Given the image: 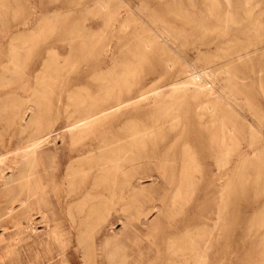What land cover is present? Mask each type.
<instances>
[{"label": "rangeland", "instance_id": "rangeland-1", "mask_svg": "<svg viewBox=\"0 0 264 264\" xmlns=\"http://www.w3.org/2000/svg\"><path fill=\"white\" fill-rule=\"evenodd\" d=\"M104 1L0 0V73L9 74L2 65H6L13 54L17 55L19 63L16 66V69L19 67L16 83H6L0 78V90L15 87L17 93L29 94L32 107L26 116L30 124L27 130L21 132L20 125L3 117L0 120L5 158L0 176V264H264V0H243L247 1L245 3L242 0H230V3L229 0H195L196 3L192 0H183L184 3L182 0ZM184 15L195 22L206 17L211 19L208 44L200 43L196 30L183 24L180 16ZM154 20L160 25L157 26ZM164 31L169 32L168 35ZM216 33L221 36L217 37ZM140 39L152 43L161 41L170 54L175 53L172 55L178 62L170 74L161 78H151L154 75L142 70L141 64L136 65L125 78L132 88L129 94H135L140 87L152 88L180 75L185 76L194 68L203 70L204 67L209 73L205 78L209 79L208 85L212 83L216 94L222 93L226 98H222L220 105L226 115L222 122L227 151L219 155L224 159L219 161L218 155L193 147V165L181 170L177 162L174 177L168 180L163 169L155 167L156 160L144 156L149 142L146 147L135 144V137L125 132V136L114 142L124 144V154L137 151L141 157L123 163V171H127L131 181L122 192L125 199L118 200L116 194L109 212L95 218L87 203L78 211V200L65 199L68 185L66 167L69 164L86 166L85 153L89 150L97 155L103 148L102 137L116 130L124 132V127L129 125H148V122L143 115L133 111V104H129L116 118L98 121L84 132L74 144L79 150H75L73 145L74 150L67 157L68 149L73 146L69 133L62 127L66 122L64 109L72 108L74 97L72 100L68 97L74 91L77 92L75 97L78 94L84 96L88 104L93 98L100 103L113 102L119 95L118 86L113 87L111 82L104 86L100 84L115 73L120 74L129 60L135 64L128 49L133 47L134 40ZM79 44L84 46L81 51L96 44V70L88 68L87 62L81 58ZM194 45L199 46L196 48ZM49 56L60 64L58 71L47 64L51 60ZM10 62L6 65L7 70L12 68ZM111 65H114V70L108 71ZM25 82L28 89L21 87ZM169 87L170 84L163 85L161 89L167 91ZM153 93L154 90L149 91L148 98L138 104L140 109L154 106ZM129 94L123 93L122 97ZM3 100L0 96V107ZM204 119H209V116ZM184 124L182 119L177 127ZM49 129H53V133L38 147L35 159L26 156L22 145L28 131ZM60 131L63 138L58 136ZM150 137L152 135L146 138ZM82 152L83 160L80 159ZM21 185L23 191L20 193ZM27 190L32 194L26 202L18 200ZM244 190L246 193L242 195ZM26 204L32 208V220L24 216L27 214ZM16 220L23 224L16 226Z\"/></svg>", "mask_w": 264, "mask_h": 264}, {"label": "bare ground", "instance_id": "bare-ground-1", "mask_svg": "<svg viewBox=\"0 0 264 264\" xmlns=\"http://www.w3.org/2000/svg\"><path fill=\"white\" fill-rule=\"evenodd\" d=\"M80 1V0H79ZM104 1V0H103ZM190 1V0H189ZM199 1V0H198ZM223 1V0H222ZM261 1V0H260ZM2 2V1H1ZM100 2V1H99ZM105 2V1H104ZM170 2V1H169ZM184 3V1L182 0ZM192 2L194 3L195 0ZM191 2V3H192ZM243 2V0H242ZM247 2V1H245ZM243 2V3H245ZM250 2V1H249ZM5 3V2H4ZM14 3V2H13ZM108 3V2H107ZM139 3V2H138ZM181 3V2H179ZM182 3V4H183ZM196 3V2H195ZM213 3V2H211ZM230 3V0H229ZM232 3V1H231ZM255 3V2H254ZM74 4V3H73ZM79 4V3H78ZM118 4V3H117ZM129 4V3H127ZM148 4V3H147ZM198 4V3H197ZM235 4V3H234ZM250 4V3H249ZM248 4V5H249ZM2 5V4H1ZM0 5V6H1ZM18 5V3H17ZM32 5V4H31ZM96 5V4H95ZM100 5V4H99ZM144 5V4H143ZM142 5V6H143ZM172 5V4H171ZM176 5V4H174ZM241 5V4H240ZM253 5V4H252ZM256 5V4H255ZM9 6V5H8ZM93 6V5H92ZM103 6V5H102ZM148 6V5H147ZM146 6V7H147ZM150 6V5H149ZM183 6V5H182ZM185 6V4H184ZM192 6V5H191ZM200 6V5H199ZM250 6V5H249ZM260 6V5H259ZM2 7V6H1ZM96 7V6H95ZM137 7V6H136ZM139 7V6H138ZM145 7V6H144ZM143 7V9H144ZM152 6H150L151 9ZM181 7V6H180ZM187 7V4H186ZM195 7V5H194ZM198 7V6H197ZM209 7V6H208ZM230 7V6H229ZM251 7V6H250ZM93 8V7H92ZM108 8V7H107ZM129 8V7H128ZM127 8V9H128ZM131 8V7H130ZM134 8V7H133ZM148 8V7H147ZM146 8V9H147ZM173 8V7H172ZM192 8V7H191ZM200 8V7H199ZM198 8V9H199ZM225 8V7H224ZM249 8V7H248ZM252 9V8H251ZM72 10V9H71ZM138 10V9H137ZM142 10V8H141ZM148 10V9H147ZM178 10V9H177ZM181 10V9H180ZM186 10V9H185ZM211 12V8L209 9ZM248 10V9H247ZM246 10V11H247ZM39 11V10H38ZM73 11V10H72ZM92 11V10H90ZM94 11V9H93ZM130 11V10H129ZM136 10H133V12ZM151 11V10H150ZM156 11V10H155ZM187 11V10H186ZM219 11V10H218ZM230 11V10H229ZM234 11V10H232ZM244 11V10H243ZM244 11V12H246ZM87 12V11H86ZM99 12V11H96ZM131 12V11H130ZM171 12V10H170ZM180 12V11H179ZM190 12V11H189ZM201 12V11H200ZM209 12V13H210ZM248 12V11H247ZM4 13V11H3ZM49 13V12H48ZM64 13V12H63ZM68 13V12H67ZM70 13V12H69ZM76 13V12H75ZM84 13V12H83ZM100 13V12H99ZM137 13V12H136ZM135 13V14H136ZM181 13V12H180ZM197 13V12H196ZM36 14V12H35ZM53 14V13H52ZM58 14V13H57ZM62 14V12H61ZM91 14V13H90ZM93 14V12H92ZM109 14V13H108ZM126 14V13H125ZM133 14V13H132ZM131 14V15H132ZM134 14V15H135ZM149 14V13H148ZM177 14V13H176ZM182 14V13H181ZM185 14V12H184ZM188 14V13H187ZM229 14V12H228ZM234 14V13H233ZM87 15V13H86ZM140 15V14H139ZM158 15V14H157ZM170 15V14H169ZM196 15V14H195ZM217 15V13H216ZM230 15V14H229ZM238 15V14H237ZM254 15V14H253ZM258 15V12H257ZM261 15V13L259 14ZM45 16V15H44ZM51 15H49L50 17ZM59 16V14H58ZM56 16L57 18H59ZM65 16V15H61ZM91 16V15H90ZM136 16V15H135ZM176 16V15H175ZM188 16V15H187ZM187 16H180L183 24H188L189 28L196 30L197 36L200 38V43L208 44L209 41V33L211 29V19L207 17L204 19H199V21L195 22L191 18ZM197 16V15H196ZM228 16V15H227ZM48 17V18H49ZM52 17V16H51ZM142 17V16H141ZM141 17H139L141 19ZM149 17V16H148ZM151 17V16H150ZM190 17V16H189ZM232 17V16H231ZM14 18V17H12ZM54 18V16H53ZM69 18V17H68ZM104 18V17H103ZM143 18V17H142ZM202 18V17H201ZM217 18V17H216ZM221 18V17H220ZM243 18V17H242ZM1 19V18H0ZM44 19V18H43ZM47 19V18H46ZM61 19V18H60ZM63 19V18H62ZM61 19V20H62ZM122 19V18H121ZM147 19V18H146ZM240 19V18H239ZM244 19V18H243ZM256 19V18H255ZM4 20V19H3ZM32 20V19H31ZM54 20V19H53ZM91 20V19H90ZM105 20V19H104ZM144 20V19H143ZM196 20V19H195ZM220 20V19H219ZM237 20V19H235ZM245 20V19H244ZM2 20H0L1 22ZM34 21V20H33ZM44 21V20H43ZM47 21V20H46ZM93 21V20H92ZM124 21V20H123ZM41 22V20H40ZM86 22V21H85ZM84 22V23H85ZM89 22V20H88ZM155 23L157 21L154 20ZM166 22V21H165ZM31 23V22H30ZM47 23V22H46ZM45 23V24H46ZM52 23V22H50ZM54 23V22H53ZM52 23V24H53ZM75 23V22H74ZM104 22H102L103 24ZM142 23V22H141ZM147 23V22H146ZM27 24V23H26ZM51 24V25H52ZM125 24V23H124ZM123 24V25H124ZM223 24V23H222ZM115 25V24H114ZM160 25L157 23V26ZM53 26V25H52ZM78 26V25H77ZM87 25H84V27ZM103 26V25H102ZM130 26V25H129ZM174 26V25H173ZM4 27V26H2ZM45 27V26H44ZM47 27V26H46ZM51 27V26H50ZM56 27V26H55ZM151 27V26H149ZM224 27V26H223ZM88 29L90 27H87ZM101 28V27H100ZM127 28V27H126ZM138 28V27H137ZM152 28V27H151ZM19 29V28H18ZM40 29V28H39ZM42 29V28H41ZM40 29V30H41ZM44 29V28H43ZM42 29V30H43ZM76 29V28H75ZM154 29V28H153ZM152 29V30H153ZM163 29V28H161ZM180 29V28H178ZM16 30V28H15ZM21 30V29H20ZM32 30V29H31ZM38 30V29H37ZM55 30V29H54ZM79 30V29H78ZM125 30V29H124ZM158 30V29H157ZM160 30V29H159ZM164 30V29H163ZM166 30V29H165ZM187 30V29H186ZM221 30V29H220ZM11 31V30H10ZM36 31V30H35ZM39 31V30H38ZM37 31V32H38ZM46 30L44 29V32ZM9 32V31H8ZM14 32V31H13ZM35 32V33H37ZM40 32V31H39ZM80 32V31H79ZM96 32V31H95ZM98 32V31H97ZM113 32V31H112ZM166 31H164L165 33ZM21 33V32H20ZM49 33V32H48ZM91 33V32H90ZM158 33V32H157ZM169 33V32H168ZM168 33H165L168 35ZM171 33V31H170ZM257 33V31H256ZM7 34V33H6ZM31 34V33H30ZM52 34V33H51ZM115 34V33H114ZM159 34V33H158ZM157 34V35H158ZM23 35V34H22ZM69 35V34H68ZM87 35V34H86ZM160 35V34H159ZM217 37L221 36V34L216 33ZM27 36V35H26ZM29 36V35H28ZM35 36V35H34ZM94 36V35H93ZM115 36V35H114ZM175 36V35H174ZM225 36V35H224ZM6 37V36H5ZM10 37V36H9ZM44 37V36H43ZM92 37V36H91ZM166 39L168 36H165ZM173 37V36H172ZM171 37V39H172ZM2 38H4L2 36ZM1 38V39H2ZM15 38V37H13ZM12 37L10 39H13ZM20 38V36H19ZM22 38V37H21ZM45 38V37H44ZM76 38V37H75ZM87 38V37H86ZM5 39V38H4ZM8 39V38H7ZM100 39V38H99ZM3 40V39H2ZM165 40V38H164ZM216 40V39H215ZM244 40V39H243ZM22 41V40H21ZM28 41V40H27ZM169 41V39L167 40ZM166 41V42H167ZM175 41V40H174ZM246 41V40H245ZM2 42V41H1ZM12 42V41H11ZM14 42V41H13ZM161 42V41H160ZM160 42H149V40H134L133 47H129V51L131 54L132 60L135 59V64L131 62H127L125 67L123 68L120 74L115 73V76L110 77V79L106 80L105 83H101L100 85L104 86L111 82V85L114 87L117 85L119 90L117 91L119 95H117L116 99H114L111 103H100L97 98H93L91 103H85L84 96H80L74 91L73 94H70L68 98L72 100L74 97L75 102L71 103L72 108L66 107L64 109L66 122L62 125L63 129L67 131L70 135V140L72 146L81 139V136L87 130H90L91 127L97 123L98 121L104 120L106 118L114 119L117 117L122 108L129 106V104L134 105L133 111L136 114L143 115L145 120L148 122V125L141 124L138 125H129L124 127L125 131L122 132L120 130H116L113 133H110L107 136L101 138L103 141V148L96 155L94 153L83 152L80 153V159L83 160V156L85 158L86 166H77L76 164H69L66 167L65 177L68 179V185L65 189V199H76L78 200L76 204V209L78 211L81 210L84 204L87 203L89 207V212L95 214V218H99L102 214L108 213L113 204L114 199L117 197L118 200L125 199L123 198V191L128 185L131 184L130 178L127 175V171L123 170V163L128 162L131 159H136L141 157L138 155V152H132L130 155H126L123 153L125 151L124 144H116L114 141L119 140L123 135L125 136V132L133 135L135 139L133 142L135 144H140L143 147L147 146L149 142L148 150L144 153V156L148 158H153L156 160L155 167H160L163 169V175L168 180H172L174 177V169L177 168V162L180 165L181 170H187L194 163V153L193 147L197 149H201L203 152H208L211 155H219L221 156L227 150V138L225 135V130L223 127V118L226 116L223 113L222 109V98L225 96L224 94H216L215 88L212 86V83L208 85L209 79H205L208 76V72L206 69H196L187 73L185 76H178L169 82L164 84L154 86L152 88H146L138 90L135 94L130 95L129 93L132 91L127 85V76L131 72L136 65H140L142 70H145L147 74L154 75L151 78L159 77L161 78L163 75L170 74L174 69L178 62L177 58L170 54L167 48L161 44ZM172 42V41H171ZM193 42V41H192ZM211 42V41H210ZM239 42V41H238ZM10 43V42H9ZM20 43H23L20 42ZM114 43V42H113ZM168 43V42H167ZM174 43V42H173ZM177 43V42H176ZM27 44V43H26ZM10 45V44H9ZM24 45V44H23ZM83 44H79L78 51L81 52V58L84 59L89 65L88 68L91 70H96L95 67L98 66L97 57L94 55V49L96 44H92V47L87 49L86 51H81ZM166 45V44H165ZM169 45V44H168ZM11 46V45H10ZM14 46V45H13ZM31 46V45H30ZM111 46V45H110ZM180 46V45H178ZM199 45H194V47L198 48ZM17 47V46H15ZM69 47V46H68ZM172 47V46H171ZM176 47V46H175ZM9 48V47H8ZM12 48V47H11ZM26 48V47H25ZM124 48V47H123ZM174 48V47H173ZM203 48V47H202ZM29 49V48H28ZM107 49V48H106ZM112 49V48H111ZM171 49V48H170ZM204 49V48H203ZM210 49V48H209ZM213 49V47H212ZM224 49V48H223ZM15 50V49H14ZM52 51V49H50ZM54 50V49H53ZM110 50V49H109ZM127 50V49H126ZM175 50V49H174ZM178 50V49H177ZM183 50V49H182ZM205 50V49H204ZM203 50V51H204ZM211 50V49H210ZM252 50V49H251ZM111 51V50H110ZM207 51V50H206ZM231 51V50H230ZM50 52V51H49ZM55 52V51H54ZM172 52V51H171ZM107 53V52H106ZM106 53L105 56H106ZM178 53V52H177ZM188 53V52H187ZM195 53V52H194ZM206 53V52H205ZM209 53V52H208ZM19 54V53H18ZM27 55V53H25ZM57 54V52L55 53ZM108 54V53H107ZM175 54V53H174ZM191 54V53H190ZM243 54V53H242ZM29 55V54H28ZM27 55V56H28ZM178 55V54H177ZM110 56V54H109ZM181 56V55H179ZM10 57V56H9ZM19 57V56H18ZM23 57H25L23 55ZM182 57V56H181ZM184 57V56H183ZM190 57V56H189ZM11 65L12 68H6L8 63L4 61L6 65H2V68L8 71L9 74L2 75L1 80L8 82H14L17 78V55L13 54L11 57ZM49 59L51 57L49 56ZM192 59V58H191ZM8 60V59H7ZM19 60V59H18ZM106 60V58H105ZM110 60V59H109ZM20 62V61H19ZM47 62V60H46ZM116 62V61H115ZM181 62V61H180ZM186 62V61H185ZM189 62V61H188ZM222 62V61H221ZM62 63V62H60ZM107 63V62H106ZM187 63V62H186ZM185 63V64H186ZM196 63H198L196 61ZM1 64V63H0ZM19 64V63H18ZM24 64V63H23ZM47 64L56 72L59 68L58 63H56L53 59L49 60ZM189 64V63H187ZM190 65V64H189ZM201 65V64H200ZM20 66V65H19ZM202 66V65H201ZM47 67V66H46ZM192 67V66H191ZM198 67V66H197ZM183 68V67H182ZM186 68V67H184ZM21 69V68H20ZM108 71L114 70V65H111ZM178 69V68H176ZM22 70V69H21ZM3 72V70H1ZM23 71V70H22ZM39 71V70H38ZM177 71V70H176ZM25 72V71H24ZM40 72V71H39ZM5 73V72H4ZM21 73V72H20ZM112 73V72H111ZM36 74V73H35ZM44 74V73H43ZM99 74V73H98ZM97 74V75H98ZM175 74V72H174ZM23 75V74H22ZM39 75V74H38ZM100 75V74H99ZM96 76V75H95ZM46 77V76H45ZM212 77V76H211ZM254 77V76H253ZM33 79V77H31ZM49 78V77H48ZM126 78V79H125ZM210 78V77H209ZM216 79V78H215ZM214 80V79H213ZM219 81L216 79L215 81ZM245 80V79H244ZM35 82V81H34ZM42 82V81H41ZM40 82V84H41ZM214 82V81H213ZM16 83V81H15ZM219 83V82H218ZM45 84V83H44ZM122 84V85H121ZM170 84V87L167 91H163L161 86ZM4 85V84H3ZM34 85V84H33ZM217 85V84H215ZM21 86V85H20ZM27 83H23L21 86L24 89L27 88ZM46 86V85H45ZM144 86V85H143ZM239 86V85H238ZM222 87V86H221ZM35 89V88H34ZM87 89V88H86ZM39 90V89H38ZM37 90V91H38ZM78 90V89H77ZM122 90V91H121ZM151 90H154L152 102L154 106L149 107V109L142 110L138 107L141 102L145 101L147 97V93ZM219 90V89H218ZM34 91V90H33ZM83 91V90H82ZM34 93V92H33ZM88 93V92H86ZM123 93L129 94L127 97H122ZM121 94V95H120ZM89 95V94H88ZM87 95V96H88ZM0 96L3 97V101H1L0 107V120L5 118L8 122H12L13 124H17L21 126L20 131L27 130V127L30 126L29 122L26 120L27 113L32 110L30 103V95L23 96L20 93L16 92L15 87H10L7 90H0ZM94 97V95H93ZM168 97V99H165ZM90 98V97H89ZM88 98V100H89ZM92 98V97H91ZM232 98V97H231ZM224 99H226L224 97ZM239 99V98H238ZM34 100V99H33ZM227 101V100H226ZM243 101V100H242ZM263 103V101H262ZM232 105V104H231ZM234 107V106H233ZM40 109V108H39ZM237 110V109H236ZM247 114L249 112H246ZM43 116V115H42ZM125 116V115H124ZM206 116H209V119H204ZM246 116V115H244ZM246 118V117H245ZM184 121V125L178 128V123L180 120ZM248 119V118H247ZM250 120V119H249ZM32 121V120H31ZM37 121V119L35 120ZM124 121V120H122ZM252 121V120H251ZM257 121V120H256ZM119 122V121H118ZM121 122V121H120ZM259 123V121H258ZM251 124V122H250ZM262 123H260L261 125ZM252 125V124H251ZM259 125V124H258ZM254 126V125H253ZM257 126H255L256 128ZM41 128V127H40ZM116 128V127H115ZM178 128V130H176ZM53 129H49L48 131H28V136L23 142L22 148L24 154L26 156H33L32 160L35 159V155L37 153L38 147L41 143L49 136H51V132ZM174 131L173 135L172 132ZM258 131V130H257ZM55 132V131H54ZM61 132V133H60ZM58 132V136L61 135L63 138V132ZM260 132V131H259ZM263 132V131H262ZM53 133V132H52ZM105 133V132H104ZM264 133V132H263ZM152 135L149 139L146 137ZM262 135V134H261ZM264 136V135H263ZM57 136H55L56 138ZM261 137V136H260ZM50 138V137H49ZM179 139H181L179 141ZM10 139L8 140V142ZM51 142V141H50ZM10 143V142H9ZM244 143V142H243ZM88 144V143H87ZM85 145V144H84ZM243 145V144H242ZM247 145V143H246ZM3 142L0 137V176L1 171L4 165V153L2 152ZM75 146V145H74ZM70 147L67 152V157H70L71 150H74ZM102 146V145H101ZM263 146V144H262ZM78 147L75 146V150ZM138 149V148H137ZM243 149V148H242ZM79 150V149H78ZM226 150V151H225ZM249 150V149H248ZM259 150V149H258ZM83 151V150H81ZM80 151V152H81ZM86 151V150H85ZM84 151V152H85ZM145 151V150H144ZM143 151V152H144ZM245 152V151H244ZM54 153V152H52ZM91 153V154H89ZM243 153V152H242ZM241 153V154H242ZM247 153V152H245ZM254 153V152H253ZM55 154V153H54ZM57 154V152H56ZM137 155V156H136ZM77 157V156H75ZM244 157V156H243ZM72 158V157H71ZM48 159V158H47ZM51 159V158H49ZM222 158H218L219 161H222ZM235 159V158H234ZM247 159V158H246ZM179 160V161H178ZM224 160V159H223ZM22 161V160H21ZM51 161V160H50ZM62 161V160H61ZM66 161V160H64ZM242 161V160H241ZM154 162V161H153ZM143 163V162H142ZM224 163V161L222 162ZM220 163L219 165H223ZM234 163V162H233ZM50 164V162H49ZM48 165V164H47ZM62 165V164H61ZM202 165V163H201ZM209 165V164H208ZM218 165V166H219ZM232 165V164H231ZM144 166V165H143ZM154 166V165H153ZM233 166V165H232ZM214 167V166H213ZM220 168V167H219ZM229 168V167H228ZM202 169V168H201ZM122 171V172H120ZM227 171V170H226ZM214 172V170H213ZM8 173V172H7ZM119 173H121V177H119ZM258 174V173H257ZM6 175V174H5ZM230 175V173H229ZM153 176V175H152ZM155 176V175H154ZM159 176V175H158ZM28 177V176H27ZM132 177V176H131ZM147 177V176H145ZM195 177H197L195 175ZM217 177V176H216ZM151 178V177H150ZM199 178V177H198ZM219 178V176H218ZM232 178V177H231ZM75 179L77 181H75ZM142 179V178H141ZM147 179V178H146ZM149 179V178H148ZM159 179V178H158ZM153 180V179H152ZM155 181V180H154ZM136 182V181H135ZM153 182V181H152ZM165 182V180H164ZM137 183V182H136ZM133 184V182H132ZM141 184V183H140ZM65 185V184H64ZM138 185V184H137ZM217 185V184H216ZM168 186V185H167ZM136 187V185H135ZM140 187V185H139ZM169 187V186H168ZM138 188V187H137ZM136 188V189H137ZM163 188V187H162ZM219 189V188H218ZM256 189V188H255ZM171 190V189H170ZM220 190V189H219ZM23 191V187H20V193ZM129 191V190H128ZM246 191H242V195ZM19 193V194H20ZM128 193V192H127ZM32 194L29 190L25 191V193L20 195L18 200L21 202H26L27 198ZM150 194V193H149ZM151 195V194H150ZM162 195V194H161ZM160 195V196H161ZM224 195V194H223ZM145 196V195H144ZM146 197V196H145ZM155 198V197H154ZM162 198V196H161ZM164 199V198H163ZM136 200V198H135ZM157 200V199H155ZM13 200H11L12 203ZM60 202V200H57ZM56 201V202H57ZM138 201V200H137ZM152 202V201H151ZM160 203V202H159ZM146 204V203H145ZM161 204V203H160ZM27 214H25L26 219L32 220L33 213L31 212V206L26 204ZM132 205V204H131ZM153 205V204H152ZM158 205V204H157ZM127 206V205H126ZM162 206V205H161ZM120 207V206H119ZM142 207V206H141ZM151 207V206H150ZM149 207V208H150ZM160 207V205H159ZM122 208V207H121ZM125 208V207H123ZM148 208V207H147ZM154 208V207H153ZM157 208V207H156ZM163 208V207H162ZM161 208V209H162ZM199 208V207H198ZM220 208V207H219ZM8 209V208H7ZM118 209V208H117ZM143 209V208H142ZM145 210V209H144ZM196 210V209H195ZM39 211L41 213L44 212L42 208L39 207ZM148 211V210H147ZM186 211V210H185ZM121 212V211H119ZM157 212V211H156ZM197 212V211H196ZM40 213V214H41ZM90 213V214H91ZM190 213V212H189ZM194 213V212H193ZM201 213V212H200ZM123 214V213H122ZM144 214V212H143ZM142 214V215H143ZM133 215V214H132ZM216 215V214H215ZM261 215V214H260ZM39 217V216H38ZM225 217V215H224ZM1 218V217H0ZM120 218V217H119ZM214 218V217H212ZM220 219V218H219ZM114 220V219H113ZM118 220V219H117ZM124 220V219H122ZM149 220V219H148ZM147 220V221H148ZM226 220V218H225ZM119 221V220H118ZM139 221V220H138ZM143 221V220H142ZM216 221V220H215ZM72 222V221H71ZM91 222V221H90ZM113 222V221H112ZM145 222V221H144ZM213 222V221H212ZM226 222V221H225ZM263 222V221H262ZM114 223V222H113ZM111 223V224H113ZM117 223V222H116ZM177 223V222H176ZM175 223V224H176ZM21 220H16L15 225H22ZM33 224V223H32ZM126 224V223H125ZM210 224V223H209ZM48 225V224H47ZM109 225V224H108ZM7 226V225H6ZM41 226V225H39ZM201 226V225H200ZM2 227V226H1ZM117 227V226H116ZM209 227V226H208ZM6 228V227H5ZM9 228V227H8ZM108 228V227H106ZM115 228V227H114ZM37 229V227H36ZM113 230V229H112ZM202 230V229H201ZM210 230V229H209ZM193 232V230H192ZM116 233V232H114ZM118 233V232H117ZM198 233V232H197ZM211 233V232H210ZM186 234V233H185ZM5 235V234H3ZM132 235V234H131ZM135 235V234H134ZM178 235V234H177ZM176 235V236H177ZM180 235V234H179ZM202 235V234H201ZM175 236V235H174ZM197 236V235H196ZM5 237V236H4ZM106 237V236H105ZM133 237V236H132ZM138 237V236H136ZM76 238V237H75ZM134 239V238H133ZM140 239V238H139ZM136 240V239H135ZM141 240V239H140ZM139 240V241H140ZM172 240V239H171ZM142 241V240H141ZM196 241V240H195ZM143 242V241H142ZM142 242L140 244H142ZM144 243V242H143ZM138 244V243H137ZM139 246V245H138ZM141 246V245H140ZM192 247V246H191ZM139 248V247H138ZM148 248V247H147ZM178 250V249H177ZM139 252V251H138ZM141 252L142 249H141ZM81 254V253H80ZM201 254V253H200ZM145 255V254H144ZM68 256V255H67ZM71 256V255H69ZM77 256V255H76ZM72 257V256H71ZM96 258V257H95ZM211 258V255H210ZM77 259V258H76ZM141 259V258H140ZM208 259V258H207ZM264 259V258H263ZM186 260V259H185ZM200 262V261H199ZM203 262V261H202ZM205 262V261H204ZM73 263V262H72ZM171 263V262H169ZM176 263V262H175ZM261 264V263H260Z\"/></svg>", "mask_w": 264, "mask_h": 264}]
</instances>
